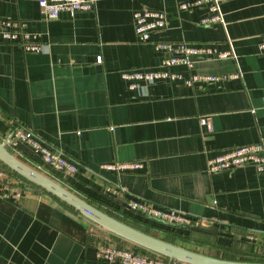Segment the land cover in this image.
<instances>
[{
    "label": "crops",
    "instance_id": "0c3cea01",
    "mask_svg": "<svg viewBox=\"0 0 264 264\" xmlns=\"http://www.w3.org/2000/svg\"><path fill=\"white\" fill-rule=\"evenodd\" d=\"M182 0H95L93 8L43 17L38 0H0V16L38 32L41 51L0 40V140L23 125L59 147L78 171H51L91 202L155 235L186 238L192 248L222 257L264 259V172L252 165L209 171L206 160L264 137V0H223L224 23H199L205 5L178 8ZM167 12L164 28L137 39L133 11ZM185 41L235 58L197 56L190 73H235L214 81H138L121 72L161 67L154 40ZM101 56L100 60H97ZM209 116L210 126L200 121ZM12 152L49 172L39 154L18 142ZM140 160L139 168L103 165ZM120 187L121 194L108 190ZM14 200L1 194L0 264H119L100 259L96 247L139 244L89 219L44 189L24 184ZM142 198L204 219L214 233L141 216L127 207Z\"/></svg>",
    "mask_w": 264,
    "mask_h": 264
},
{
    "label": "built area",
    "instance_id": "2783aa9c",
    "mask_svg": "<svg viewBox=\"0 0 264 264\" xmlns=\"http://www.w3.org/2000/svg\"><path fill=\"white\" fill-rule=\"evenodd\" d=\"M223 0H182L178 8L187 9L196 5H205L207 12L199 18V23L209 25L215 22L224 23L221 11ZM95 0H38L44 18H55L61 11H67L71 15L78 11L91 10ZM134 31L137 39L147 41L152 32L165 27L167 12L164 9L144 7L133 11ZM0 40L18 42L24 50L41 51L44 44L38 41V32L25 28L21 20L0 16ZM156 49L163 52L161 67L154 69L132 68L121 72L122 77L129 80V85L134 87L138 81L153 83L156 81L182 79L186 84L192 85L196 81H214L221 78L239 76L240 71L235 73H190L184 77L179 71L172 70L175 64H184L191 68L194 58L197 56H213L215 58H235L236 54L232 48L227 50H216L208 45H193L185 41L154 40ZM258 53H264V37L258 43ZM98 56L97 60H100ZM200 121L210 126L209 116H201ZM8 149H14L18 142L28 144L37 152L49 171H64L74 173L79 166L59 148L45 141L38 133L23 125L14 126L6 133L2 140ZM209 171L229 169L236 166L252 165L259 172H264V137L249 143L238 144L225 149L224 151L208 157L206 160ZM109 169L124 170L139 168L142 166L140 160H115L103 165ZM0 182L4 197L14 200L19 199L24 191L14 180L8 170L0 166ZM109 191L115 194L123 193L120 187L109 186ZM127 207L135 213L146 218L161 221L175 226L186 224L203 225L204 219L199 216L190 215L186 212L173 208L162 207L142 198H129ZM97 257L119 264H188L183 261L172 259L168 256L143 248L134 250L115 243H100L96 247Z\"/></svg>",
    "mask_w": 264,
    "mask_h": 264
},
{
    "label": "water",
    "instance_id": "95a60500",
    "mask_svg": "<svg viewBox=\"0 0 264 264\" xmlns=\"http://www.w3.org/2000/svg\"><path fill=\"white\" fill-rule=\"evenodd\" d=\"M0 162L24 179L41 187L54 197L73 207L111 232L131 240L147 249L162 253L170 260L177 259L189 264H264V260L230 258L212 255L188 247L173 240L155 235L106 211L76 191L41 171L8 149L0 140ZM186 229L214 233L216 230L204 225H183Z\"/></svg>",
    "mask_w": 264,
    "mask_h": 264
},
{
    "label": "rangeland",
    "instance_id": "374dc122",
    "mask_svg": "<svg viewBox=\"0 0 264 264\" xmlns=\"http://www.w3.org/2000/svg\"><path fill=\"white\" fill-rule=\"evenodd\" d=\"M0 166H4V165L0 162ZM4 167H5V168L8 170V172L14 177V180H15L16 183H18L20 186H24V184H29V185H31V186H36V187H38V188H41V187L37 186L36 184L31 183V182H29L28 180L24 179L22 176H20V175L17 174L16 172H14V171L8 169L6 166H4ZM35 167H36V166H35ZM37 168H38V167H37ZM38 169H40V168H38ZM43 169H44V168H43ZM43 169H40V170L43 171V172H45V173H47V174H49V175H51V176L54 177L55 179H57L56 176H55V174H53V172H51V171L46 172V171L43 170ZM57 180H58V179H57ZM41 189H42V188H41ZM100 207H102V206H100ZM102 208H103V207H102ZM103 209H105L106 211L112 213L113 215H115V216H117V217L123 219L124 221H127V222H129V223L135 225L134 222H132L131 220L125 218V216H121L118 212H112V211L108 210L107 208H103ZM135 226H136V225H135ZM175 239H176V240H174V241H176V242H178V243H181V244L186 245V246H188V247H192L191 244H189V243H193V242H189V241H187L186 238H178V237H176ZM247 259H248V258H247ZM251 259H256V258H251ZM260 260H264V259H260Z\"/></svg>",
    "mask_w": 264,
    "mask_h": 264
},
{
    "label": "trees",
    "instance_id": "16d2710c",
    "mask_svg": "<svg viewBox=\"0 0 264 264\" xmlns=\"http://www.w3.org/2000/svg\"><path fill=\"white\" fill-rule=\"evenodd\" d=\"M2 164H3V163H2ZM3 165H4V164H3ZM4 166H5V165H4ZM4 166H3V167H4ZM7 168H8V167H7ZM8 169H9V168H8ZM10 170H11V169H10ZM12 171H13V170H12ZM70 207H71V206H70ZM72 208H73V207H72ZM140 246H142V245H140ZM142 247H143V246H142ZM143 248H145V247H143ZM188 264H189V263H188Z\"/></svg>",
    "mask_w": 264,
    "mask_h": 264
}]
</instances>
